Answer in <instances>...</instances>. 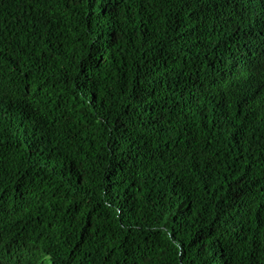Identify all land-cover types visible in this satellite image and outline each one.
<instances>
[{
  "label": "trees",
  "instance_id": "16d2710c",
  "mask_svg": "<svg viewBox=\"0 0 264 264\" xmlns=\"http://www.w3.org/2000/svg\"><path fill=\"white\" fill-rule=\"evenodd\" d=\"M0 264H264V0H0Z\"/></svg>",
  "mask_w": 264,
  "mask_h": 264
},
{
  "label": "bare ground",
  "instance_id": "6f19581e",
  "mask_svg": "<svg viewBox=\"0 0 264 264\" xmlns=\"http://www.w3.org/2000/svg\"><path fill=\"white\" fill-rule=\"evenodd\" d=\"M134 17V16H133Z\"/></svg>",
  "mask_w": 264,
  "mask_h": 264
}]
</instances>
